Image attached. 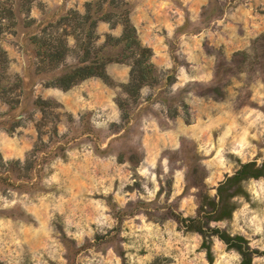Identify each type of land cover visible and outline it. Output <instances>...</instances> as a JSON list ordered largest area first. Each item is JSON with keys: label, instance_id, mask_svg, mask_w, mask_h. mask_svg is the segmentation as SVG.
<instances>
[{"label": "rangeland", "instance_id": "1", "mask_svg": "<svg viewBox=\"0 0 264 264\" xmlns=\"http://www.w3.org/2000/svg\"><path fill=\"white\" fill-rule=\"evenodd\" d=\"M125 17L153 83L129 96L124 60L106 80L45 86L87 59L86 19L98 55L122 57L105 40ZM33 34H66L57 68L39 70ZM0 59V264H241L214 236L209 262L176 218L264 161V0H0ZM242 189L210 226L264 252V178Z\"/></svg>", "mask_w": 264, "mask_h": 264}, {"label": "trees", "instance_id": "2", "mask_svg": "<svg viewBox=\"0 0 264 264\" xmlns=\"http://www.w3.org/2000/svg\"><path fill=\"white\" fill-rule=\"evenodd\" d=\"M8 11L11 15L13 14L12 8H9ZM85 23L89 30L87 34L89 41L88 44L83 45L84 43H81V45H83L84 58L87 59H83L78 65L64 70L47 81L45 83L46 87H58L67 90L78 82L90 77H99L106 80V64L111 61L123 62L124 60H128L127 62L131 67L129 80L124 86V90L129 96L135 97L143 85L153 83L156 73L155 67L150 60L151 50L140 43L136 30L128 17H125L122 21V33L119 37L106 36V44L121 46L122 57H115L114 59L110 57L103 59L98 55L100 50L93 46L95 38L92 37L96 22L95 20L88 22L86 19ZM48 24L52 25V22L49 21ZM47 37H50L49 40L44 36L33 34L30 38L32 43L35 46L37 45L36 54L42 64L39 70L46 72L57 68L62 63L68 50L66 34H55ZM18 83L19 81L17 80ZM46 102L45 100L37 99L35 103L41 107ZM260 177L264 178V161L259 165L254 161L242 163L234 174L227 176L219 183L213 198L208 195H202L195 216H177L178 223L185 231L196 232L202 237L201 247L204 249L205 256L209 262L212 261L210 245L213 236L225 243L227 248L235 250L240 255L241 264H252L254 255H264V252L251 249L241 235H231L218 227L210 226L211 221H222L232 216L236 208L233 197L244 193L242 189L244 181Z\"/></svg>", "mask_w": 264, "mask_h": 264}]
</instances>
